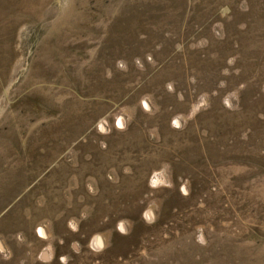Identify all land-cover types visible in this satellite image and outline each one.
Listing matches in <instances>:
<instances>
[{
  "label": "rangeland",
  "instance_id": "rangeland-1",
  "mask_svg": "<svg viewBox=\"0 0 264 264\" xmlns=\"http://www.w3.org/2000/svg\"><path fill=\"white\" fill-rule=\"evenodd\" d=\"M0 264H264V0H0Z\"/></svg>",
  "mask_w": 264,
  "mask_h": 264
},
{
  "label": "clouds",
  "instance_id": "clouds-1",
  "mask_svg": "<svg viewBox=\"0 0 264 264\" xmlns=\"http://www.w3.org/2000/svg\"><path fill=\"white\" fill-rule=\"evenodd\" d=\"M173 124H174V125H176V122H175V121H173ZM118 126H120V127H123V125L119 124V122H118ZM176 126H178V125H176ZM100 130H101V131H104V129H103V128H101Z\"/></svg>",
  "mask_w": 264,
  "mask_h": 264
}]
</instances>
